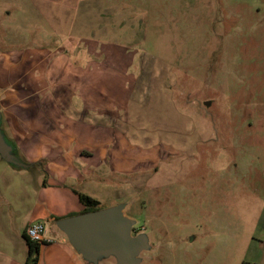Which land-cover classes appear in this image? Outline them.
<instances>
[{
	"label": "rangeland",
	"instance_id": "obj_1",
	"mask_svg": "<svg viewBox=\"0 0 264 264\" xmlns=\"http://www.w3.org/2000/svg\"><path fill=\"white\" fill-rule=\"evenodd\" d=\"M78 42L120 44L128 64L137 53L126 108L111 116L128 139L122 170L81 190L104 208L125 204L147 244L135 264L264 254V0H0V51ZM42 178L0 160V247H27ZM42 221L48 241L73 247Z\"/></svg>",
	"mask_w": 264,
	"mask_h": 264
},
{
	"label": "crops",
	"instance_id": "obj_2",
	"mask_svg": "<svg viewBox=\"0 0 264 264\" xmlns=\"http://www.w3.org/2000/svg\"><path fill=\"white\" fill-rule=\"evenodd\" d=\"M72 47L0 51V89H5L0 129L21 164L0 160L43 173L39 206L30 222L83 210L73 189L81 191L88 180L122 170L121 148L128 139L111 116L126 108V77L137 53L128 64L120 44L78 42ZM27 257L28 247H0V264H27ZM263 259L264 254L248 262L264 264ZM36 264L84 263L73 247L52 242L41 246Z\"/></svg>",
	"mask_w": 264,
	"mask_h": 264
},
{
	"label": "water",
	"instance_id": "obj_3",
	"mask_svg": "<svg viewBox=\"0 0 264 264\" xmlns=\"http://www.w3.org/2000/svg\"><path fill=\"white\" fill-rule=\"evenodd\" d=\"M1 117L0 109V121ZM12 151V145L0 129V156L13 164H21ZM124 207L123 203L67 216L56 220V225L88 263L96 264L101 257L113 254L117 264H135L136 256L147 244L141 235L132 234L134 221L124 214Z\"/></svg>",
	"mask_w": 264,
	"mask_h": 264
},
{
	"label": "trees",
	"instance_id": "obj_4",
	"mask_svg": "<svg viewBox=\"0 0 264 264\" xmlns=\"http://www.w3.org/2000/svg\"><path fill=\"white\" fill-rule=\"evenodd\" d=\"M44 184H46V181H44ZM73 191L79 196L81 203L84 205V209L79 212H71L67 215H51V218L53 220L56 221V220H59L67 216L77 215V214L95 211V210L104 208L103 206H101V202L99 199H96L92 197L91 195L81 192L77 189H73ZM22 238L24 239L28 247V257L26 260L27 264H36L39 261V254H40L41 246L44 244L52 243V241H48V240L44 241L43 243H38L32 240L27 234V229L22 232ZM242 264H249V262L243 261Z\"/></svg>",
	"mask_w": 264,
	"mask_h": 264
},
{
	"label": "built area",
	"instance_id": "obj_5",
	"mask_svg": "<svg viewBox=\"0 0 264 264\" xmlns=\"http://www.w3.org/2000/svg\"><path fill=\"white\" fill-rule=\"evenodd\" d=\"M46 225L42 220H34L32 221L29 226L27 227V234L28 236L38 242V243H43L46 241ZM251 264H256V263H251Z\"/></svg>",
	"mask_w": 264,
	"mask_h": 264
}]
</instances>
